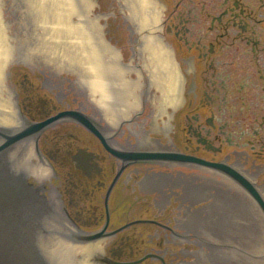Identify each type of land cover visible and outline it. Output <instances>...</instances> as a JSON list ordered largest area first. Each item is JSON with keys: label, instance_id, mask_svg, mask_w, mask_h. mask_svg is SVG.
Here are the masks:
<instances>
[{"label": "flooded vegetation", "instance_id": "obj_1", "mask_svg": "<svg viewBox=\"0 0 264 264\" xmlns=\"http://www.w3.org/2000/svg\"><path fill=\"white\" fill-rule=\"evenodd\" d=\"M154 1L181 74L175 108L143 104L112 126L85 89L64 87L75 79L55 70L56 82L38 83L41 61H14L2 88L12 131L41 125L15 144L48 169L31 186L74 235L92 238V264H201L212 246L201 220L219 217L221 202H257L240 179L264 200V0Z\"/></svg>", "mask_w": 264, "mask_h": 264}, {"label": "water", "instance_id": "obj_2", "mask_svg": "<svg viewBox=\"0 0 264 264\" xmlns=\"http://www.w3.org/2000/svg\"><path fill=\"white\" fill-rule=\"evenodd\" d=\"M106 1L108 11L101 10L99 0H0V94L10 62L41 61L35 69L26 64L40 76L41 83L46 78L56 82L52 73L55 70L60 78L63 75L75 79L77 84L66 83L64 87L85 89L112 126L130 120L143 104L146 112L152 102L156 107L168 104L175 108L181 74L171 51L157 34L163 10L154 0ZM95 5L99 7L97 13ZM114 15L122 16L130 36L127 62L122 60L120 49L104 35L103 24ZM101 18L105 21L100 22ZM44 64L53 68L49 71ZM133 66L143 67L147 76L143 77L140 69ZM132 72L135 78L131 77ZM148 83L154 87L150 89ZM149 96L153 97L150 101ZM3 106L10 108L7 102ZM40 127L15 134L0 131L6 139L0 142V153ZM1 156L0 264H91L85 261L84 253L90 254L93 249L94 245L86 246L85 242L92 238L74 235L58 213L27 186V178L38 168L32 163L35 159L22 154L20 147ZM218 167L236 177L231 169ZM45 171L41 169L39 175L43 177ZM240 182L264 211L260 193L244 180ZM201 221L205 235L212 238L211 248L198 254L201 264H264V219L258 206H251L244 199L230 205L221 202L219 217L214 218L211 213Z\"/></svg>", "mask_w": 264, "mask_h": 264}, {"label": "rangeland", "instance_id": "obj_3", "mask_svg": "<svg viewBox=\"0 0 264 264\" xmlns=\"http://www.w3.org/2000/svg\"><path fill=\"white\" fill-rule=\"evenodd\" d=\"M99 5L101 7V10L103 11H108V3L106 0H99ZM99 11V7L96 5V7L94 8V12L97 13ZM105 19L104 18H101L100 19V22H104ZM109 23V26L106 28L105 27V31L107 30L108 33H107V37L109 38H112V43L114 45H116L118 48L122 49L121 52L122 54L124 55L123 57V60L124 61H129V58H130V54H131V41H130V36H129V33H128V29L126 27V24L122 18L121 15H114V16H110L108 19H107V22L106 24ZM23 69L22 71L23 72H28V70H30L28 67L26 66H22ZM34 75L35 78L38 79V83H41V78L39 75H35L33 72H32V76ZM131 77L132 78H135L136 77V74L134 72L131 73ZM73 95H69V100H71V97ZM192 248V247H191ZM197 248V247H195ZM182 255H180V259L182 260ZM193 256L191 257H188V259H192ZM184 259V258H183ZM180 260V261H181Z\"/></svg>", "mask_w": 264, "mask_h": 264}, {"label": "bare ground", "instance_id": "obj_4", "mask_svg": "<svg viewBox=\"0 0 264 264\" xmlns=\"http://www.w3.org/2000/svg\"><path fill=\"white\" fill-rule=\"evenodd\" d=\"M96 7V5L94 6V8Z\"/></svg>", "mask_w": 264, "mask_h": 264}]
</instances>
